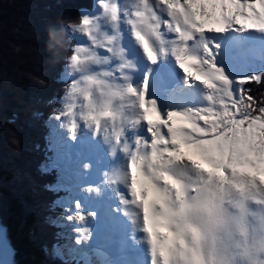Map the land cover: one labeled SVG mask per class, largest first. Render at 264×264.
I'll list each match as a JSON object with an SVG mask.
<instances>
[{"label":"clouds","instance_id":"1","mask_svg":"<svg viewBox=\"0 0 264 264\" xmlns=\"http://www.w3.org/2000/svg\"><path fill=\"white\" fill-rule=\"evenodd\" d=\"M241 16L249 10L193 28L178 0H94L92 15L62 17L46 29L61 86L43 101L45 125L69 141L85 134L100 145L96 182L82 191L110 199L129 239L147 249L148 264H264V125L240 122L246 104L240 118L230 117L229 85L217 79L206 39ZM133 50L150 66L171 60L182 83L203 85L207 106L161 113L146 80L137 79ZM152 107L161 119L149 124ZM169 112L177 115L169 119ZM58 218L77 226L76 244L91 239L92 211L74 206Z\"/></svg>","mask_w":264,"mask_h":264},{"label":"trees","instance_id":"2","mask_svg":"<svg viewBox=\"0 0 264 264\" xmlns=\"http://www.w3.org/2000/svg\"><path fill=\"white\" fill-rule=\"evenodd\" d=\"M91 10L90 0H0V232L10 264H74L55 257L62 242L47 222L48 214L58 212L52 205L61 194L49 190L57 170L43 167L52 156L42 104L61 86L56 83L61 66L49 62L46 29ZM41 79L47 88L39 86ZM250 91V114L256 117L264 108V81Z\"/></svg>","mask_w":264,"mask_h":264},{"label":"rangeland","instance_id":"3","mask_svg":"<svg viewBox=\"0 0 264 264\" xmlns=\"http://www.w3.org/2000/svg\"><path fill=\"white\" fill-rule=\"evenodd\" d=\"M93 13L94 10L91 13L87 14L80 13V15H92ZM233 28L235 29V31L239 32V34L236 36V39L239 40L238 43L241 41L248 43L250 45V48L253 49V53L249 55V53L246 51L247 47H245L237 54L236 58L231 59L235 61H238L239 59L241 61H245L242 59V57L247 53L246 55L250 56L251 58L261 60L263 62L261 53H264V37L261 38L254 32H250V29L242 30L239 25L233 26ZM213 34L214 33L209 34V37L214 38ZM38 42L39 39L35 38V44L37 43L36 45H38ZM135 52L136 60L140 59L141 62H146L144 60H141V56H137L139 54L137 51ZM211 62H213L212 59ZM243 68L245 69L246 67ZM172 69H174V67H172ZM166 70L167 68H160L159 73L162 74L166 72ZM143 72V70L140 71L141 75H143ZM243 72V79L251 77V74H248L246 70H243ZM240 74L242 75L241 72ZM179 81L180 79H178V82L174 85V87L180 88L177 91H181L183 87L186 88V86H184V84L182 83V80L181 82ZM152 87L153 91L149 92V96L152 98V100H156L158 98L157 96H161V100H163V92L165 94L164 97H167L168 92H170V90H168L169 86L167 88H162V85H158L156 87H154L153 85ZM174 87L172 86L171 89L173 90ZM229 87L233 91L232 99L240 103L241 100L240 97H237V91H239L241 83L239 84V82H233L231 85H229ZM161 89L163 90V92L161 91ZM155 91L157 96H155ZM196 96H199L202 100L204 99L202 94H197ZM247 99L250 101V96H248ZM194 102L202 105V103L198 102V100H194ZM229 104H231V101H229ZM204 105L206 107L207 102ZM159 110H161V106ZM230 111L237 113L235 118H240L241 106L239 108H230ZM248 116L251 117V115ZM200 123L203 124V121H201ZM49 127L48 150L53 153V162L48 165V169L58 168L60 170V179L58 181V185H56L55 190H61L62 192L67 193L66 196L58 198L54 201V207L52 208H54L55 211L58 209V212H54L53 217L48 214L51 218H47V222L52 225L54 224L57 229H60L61 237L65 242L64 248L67 249L66 253L64 254V252L60 248H56L54 250L55 257L65 262L66 260L64 258H67L65 255L68 256L69 254L71 258L75 256L81 258L83 254L86 256L100 255L102 257H105V259L103 258V261H97L94 263L90 262V264H104V262L108 263L109 261H115L117 259L118 261L116 264H128L126 261L127 258L132 257V255L130 254L134 253L135 251L132 252L131 249H128L134 247L133 245H131L132 241L129 239V237L128 240L126 239V233H128L129 231L127 224L122 221L120 217L112 214L110 210V199H93L84 191H82L83 188L90 186L96 182L98 167L102 159V148L98 143L93 142L90 137H85L83 136V134L78 136L76 139L84 138V146L82 148H74V141L76 139L73 141H69L64 136V134L58 130L55 124L49 123ZM91 143H93V147L88 145ZM85 164L90 165L89 170H86L84 168ZM103 201H105L106 204ZM77 205L83 210V212L92 211L96 216L95 221L89 220V225L92 230V236L87 243L81 241L80 244H76L74 242L75 237L73 234V229L77 226L72 222H67L61 218H58L61 215L70 216L72 214V211L74 210V206ZM65 208L69 210L67 213H65L64 211ZM119 224L121 226H124L119 227ZM104 227L109 228L110 230L117 229V233L115 232V230H113V234L111 236H108L104 233ZM107 232H109V230H107ZM113 242H116L117 244ZM141 248H144L142 256L137 255V260L132 264H148V261H141L142 259H144V256H146L147 253V249L145 247L142 246ZM83 259H85L84 264H89L87 257H83ZM146 259H148V256L146 257Z\"/></svg>","mask_w":264,"mask_h":264},{"label":"snow or ice","instance_id":"4","mask_svg":"<svg viewBox=\"0 0 264 264\" xmlns=\"http://www.w3.org/2000/svg\"><path fill=\"white\" fill-rule=\"evenodd\" d=\"M178 6L181 7L182 10L186 9L187 15H189L192 20L196 22L192 24L193 28H196L197 23L202 25L213 24L226 11L232 12L237 8H245L249 10V16L239 17L236 20L237 25H239L242 30L254 29L256 31L264 32V23L257 22L255 14L251 11L252 9L258 10L261 17L264 18V0H178ZM215 31L222 33L224 29H215ZM209 55H211L210 52ZM149 58L153 59L151 54H149ZM216 70L219 73L217 79L223 81L227 85H230L231 82L225 77L222 70L218 68H216ZM197 79H201V77L198 76ZM250 79L257 81L260 79V77L253 76ZM239 82L244 83L245 81L241 80ZM228 94L231 97V104H228L227 106L228 114H230V117L234 119L237 113L230 111V108H239L243 101L241 99L240 103H238L236 100L232 99L233 91L230 87ZM141 100V106H143V97H141ZM261 112L264 113V109H262ZM168 115L169 119H172L177 114L175 112H169ZM144 119L147 120L149 124H151L153 120H159L161 117L157 115L155 107H152L146 110ZM240 122L246 124L259 123L264 125V116L249 117L246 114L244 117L240 118Z\"/></svg>","mask_w":264,"mask_h":264},{"label":"bare ground","instance_id":"5","mask_svg":"<svg viewBox=\"0 0 264 264\" xmlns=\"http://www.w3.org/2000/svg\"><path fill=\"white\" fill-rule=\"evenodd\" d=\"M214 35V34H213ZM208 36H210L209 34H208ZM211 38V40H212V38L213 37H210ZM224 45V42L223 41H219V44L222 46V44ZM133 56H135L136 55V52H135V50H134V52H133V54H132ZM139 56H141V55H139ZM136 58V57H135ZM141 60H144V58L141 56ZM145 61V60H144ZM177 70V69H176ZM144 72H143V76H145V80H146V95H148L149 94V92H151V91H153V85H154V87H156V86H158V85H162V88H164V87H167L168 85H171V86H174L177 82H178V79H180V81L179 82H181V76H180V74H178V70H177V72H174L173 70H172V72H171V74H169V76H167L165 79H163V78H161V77H159V78H161V79H159L158 78V76H156V78H154V76L152 75V73L150 72V68H148V69H145V70H143ZM149 79V80H148ZM151 79V80H150ZM161 81H163V84H162V82ZM184 84V83H183ZM192 82H189L187 85H185L184 84V86H186V88H182L181 89V91H178V92H183L184 90L186 91V90H189V89H191V87H192ZM169 90V89H168ZM171 92V91H170ZM173 95V94H172ZM172 95H171V97H172ZM150 97V96H149ZM150 99H151V97H150ZM159 108H160V106H159ZM159 108H158V110H159ZM163 107L161 106V113H163ZM83 136H87V135H85V134H83ZM80 144H83V143H80ZM106 199L107 200H109V198H107L106 197ZM131 245H133V247L134 248H130L132 251H138V249L139 248H141L142 247V245H140V246H137V245H135L134 243H132ZM144 247V246H143ZM141 250L143 251L144 250V248H141Z\"/></svg>","mask_w":264,"mask_h":264},{"label":"water","instance_id":"6","mask_svg":"<svg viewBox=\"0 0 264 264\" xmlns=\"http://www.w3.org/2000/svg\"><path fill=\"white\" fill-rule=\"evenodd\" d=\"M9 249L7 248V241L0 237V264H10L11 262Z\"/></svg>","mask_w":264,"mask_h":264}]
</instances>
